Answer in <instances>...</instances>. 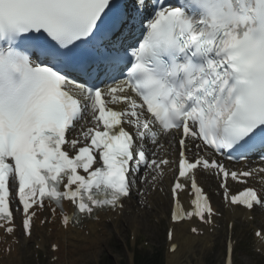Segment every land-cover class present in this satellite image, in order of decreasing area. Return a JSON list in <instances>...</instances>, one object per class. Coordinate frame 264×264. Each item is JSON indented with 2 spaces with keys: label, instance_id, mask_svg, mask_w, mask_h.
Returning a JSON list of instances; mask_svg holds the SVG:
<instances>
[{
  "label": "snow or ice",
  "instance_id": "obj_1",
  "mask_svg": "<svg viewBox=\"0 0 264 264\" xmlns=\"http://www.w3.org/2000/svg\"><path fill=\"white\" fill-rule=\"evenodd\" d=\"M166 137L178 147L173 224L213 225L201 170L218 177L226 203L264 209V190L249 186L264 183V0H0L5 237L30 240L44 212L68 230L122 211L145 195L138 185L164 177ZM174 238L170 229L171 253ZM232 257L229 242L225 264Z\"/></svg>",
  "mask_w": 264,
  "mask_h": 264
},
{
  "label": "rangeland",
  "instance_id": "obj_2",
  "mask_svg": "<svg viewBox=\"0 0 264 264\" xmlns=\"http://www.w3.org/2000/svg\"><path fill=\"white\" fill-rule=\"evenodd\" d=\"M206 180V179H205ZM154 210V209H153ZM130 212V211H129ZM146 211H140L139 215L146 216ZM137 213V212H135ZM150 215V214H149ZM148 216V215H147ZM261 216V215H260ZM128 217L127 219H129ZM136 218L134 221V224H136L135 229L138 230L140 228V234L136 236L137 241L143 240L146 241V248L148 252H156V251H165L163 249L164 245V239H163V232L164 230L158 229L157 226L153 224V221L151 220L150 223L145 220V218L141 219ZM127 219L124 221V223H121L120 226H118L119 233H117V230L115 227L111 228L113 232V236L106 244V246L103 248V245L108 241V237L106 236L103 238V241L101 244L96 248L93 249L91 252L89 251V254L84 260L82 261H75L73 264H99L101 259H104L108 257L110 259V262L112 264H128L127 260L125 259V252L127 251V233L128 228L127 225L131 222H126ZM142 222V225L140 227V224ZM257 223V222H255ZM259 226H263L264 224H261L258 222ZM153 225V226H151ZM162 227L163 222L161 223ZM244 224L238 223L232 230V234L235 236L237 243L243 244V248H241V245L238 246L233 254L235 259V264H264V255L263 256H257V255H251L246 249H247V242L249 241V235L250 233L245 232L244 230H247V228L244 227ZM185 229V227H184ZM180 232V231H179ZM178 232V233H179ZM115 233L117 236H115ZM186 237H191V243L187 245L179 244L177 251L180 250V254L182 256L181 261L184 259V252L187 251L185 254L190 258L188 253L191 250L189 247L193 244V242L196 240V237L190 236L189 234L184 233ZM179 242L183 243V238L179 240ZM245 244V245H244ZM194 251V250H193ZM192 252V251H191ZM198 249H196L195 254L191 256V262L190 264H222L223 260V253H224V239L223 237H219L215 239L205 250L202 248L199 249L198 255ZM165 254V253H164ZM163 254V257H164ZM196 256V257H195ZM22 260L20 264H29L27 259H25V256H21ZM91 258V259H90ZM61 259H59L60 261ZM77 260V259H76ZM166 261H167V252H166ZM79 262V263H78ZM184 263V262H183ZM46 264V263H45ZM55 264V263H54ZM56 264H63L62 262H58ZM65 264V263H64Z\"/></svg>",
  "mask_w": 264,
  "mask_h": 264
},
{
  "label": "bare ground",
  "instance_id": "obj_3",
  "mask_svg": "<svg viewBox=\"0 0 264 264\" xmlns=\"http://www.w3.org/2000/svg\"><path fill=\"white\" fill-rule=\"evenodd\" d=\"M163 145L164 146H163V148H161V151L159 152V154L163 155V156H169V155L172 156L174 154V151H175V144L173 142H171L170 138H168L164 141ZM200 178L203 180L206 179L205 181H208V178L206 176H200ZM261 189H264V188L261 187ZM146 201H147V203L150 202V204H151V198H147ZM125 208L130 210L127 206H125ZM153 208L154 207L151 204V209H153ZM138 210L139 209H136L137 215L140 214V212L138 213ZM144 210H146V209H144ZM229 211H231V215H227V217H229V218H236V217H240V216L243 217L242 212H239L238 209H231ZM145 217H147V214ZM136 218H138V216L137 217L134 216L133 218L127 219V221H126L127 223L131 222L127 225V228H129V227L135 228L136 224H134V221ZM259 219L260 218L258 217L257 220H259ZM262 221H263V219H261V222ZM117 223H118L117 220L115 222H113L114 225ZM184 227H185V229H184ZM117 229H118V227H117ZM96 230H97V232H96ZM173 230L175 233V238L172 241V243H175L177 245V247H178V243L182 244V245H187V244L192 242L191 237H186L184 235L185 231L188 234V232H187L188 225L187 224H185V223L177 224L173 227ZM86 231H87L86 235L84 234V232H78V231H75V232H68L67 230L66 231L59 230L58 232H55V230L53 231V233L51 234V239H56V245L59 244V246H58L59 251L54 253V255H56V254L58 255L57 263L62 262L63 264L64 263L65 264H73V263H75V261L84 260L89 255L87 253H89V251L91 252L93 249H96L101 244V242L103 241V238L108 236V235H106L108 232V229H107L103 220H101L97 224H87ZM117 231L119 233V230H117ZM39 233H40V230L37 232V234H39ZM181 238H183V243L179 242V240H181ZM201 240L208 242L209 238L196 237V240L189 247L191 250H188V251L194 250L195 249L194 244L198 241L200 242ZM43 243L44 242H42V244ZM186 252L187 251L184 252V259L182 261H181L182 256L180 254V250L176 251L175 253H167L166 264H190L191 261H190V258H188V256L186 255L187 254ZM18 258H19L18 251H16L15 253L11 254V258H9L7 260L0 261V264H15L16 262H18ZM59 259H61V260L59 261Z\"/></svg>",
  "mask_w": 264,
  "mask_h": 264
},
{
  "label": "trees",
  "instance_id": "obj_4",
  "mask_svg": "<svg viewBox=\"0 0 264 264\" xmlns=\"http://www.w3.org/2000/svg\"><path fill=\"white\" fill-rule=\"evenodd\" d=\"M137 264H156V263L155 262L148 261V260H145V259L139 258L137 260Z\"/></svg>",
  "mask_w": 264,
  "mask_h": 264
}]
</instances>
